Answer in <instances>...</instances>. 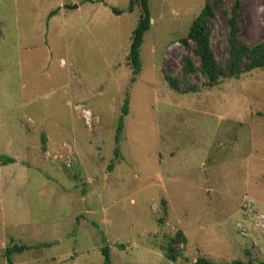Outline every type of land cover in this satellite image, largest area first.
Instances as JSON below:
<instances>
[{
  "label": "rangeland",
  "instance_id": "374dc122",
  "mask_svg": "<svg viewBox=\"0 0 264 264\" xmlns=\"http://www.w3.org/2000/svg\"><path fill=\"white\" fill-rule=\"evenodd\" d=\"M129 4L0 0V157L16 161L0 158V264H105L106 247L112 264L264 262V69L172 90L206 0H150L134 77ZM241 26L264 41V0H243Z\"/></svg>",
  "mask_w": 264,
  "mask_h": 264
},
{
  "label": "trees",
  "instance_id": "16d2710c",
  "mask_svg": "<svg viewBox=\"0 0 264 264\" xmlns=\"http://www.w3.org/2000/svg\"><path fill=\"white\" fill-rule=\"evenodd\" d=\"M139 6L141 17L133 32L130 49V62L134 77L141 73V48L146 33L151 28L150 0H130L129 12ZM242 6L243 0H206V4L198 17L194 20L188 35L181 39L185 53L180 59V71L176 76L166 75L170 88L181 94L199 93L202 87L214 88L226 79L239 80L242 76L258 69H264V41L253 40L247 42L242 37ZM117 15L123 12L114 9ZM54 11L51 15H55ZM220 31L225 34L224 43L214 44L213 35ZM200 75L204 83L199 85L194 77ZM136 78L133 79L135 81ZM125 116L129 114L128 101L123 108ZM124 128V119L120 121L117 141L121 139ZM119 150H117V154ZM4 166L15 163V159L1 157ZM188 240L182 231L170 238L166 247H163L166 257L177 262L182 257ZM183 246V247H181ZM27 247L13 246L7 249L8 259L15 253H22ZM105 264H112L110 249L102 250ZM195 264H254L236 260L227 263H215L207 258H199ZM259 264H264L261 262Z\"/></svg>",
  "mask_w": 264,
  "mask_h": 264
},
{
  "label": "water",
  "instance_id": "95a60500",
  "mask_svg": "<svg viewBox=\"0 0 264 264\" xmlns=\"http://www.w3.org/2000/svg\"><path fill=\"white\" fill-rule=\"evenodd\" d=\"M73 9H78V5H75V6L73 7Z\"/></svg>",
  "mask_w": 264,
  "mask_h": 264
},
{
  "label": "built area",
  "instance_id": "2783aa9c",
  "mask_svg": "<svg viewBox=\"0 0 264 264\" xmlns=\"http://www.w3.org/2000/svg\"><path fill=\"white\" fill-rule=\"evenodd\" d=\"M85 114H86V116H88L90 113L89 112H86Z\"/></svg>",
  "mask_w": 264,
  "mask_h": 264
},
{
  "label": "crops",
  "instance_id": "0c3cea01",
  "mask_svg": "<svg viewBox=\"0 0 264 264\" xmlns=\"http://www.w3.org/2000/svg\"><path fill=\"white\" fill-rule=\"evenodd\" d=\"M80 6H78V8H79ZM1 149V148H0ZM1 158V157H0Z\"/></svg>",
  "mask_w": 264,
  "mask_h": 264
}]
</instances>
